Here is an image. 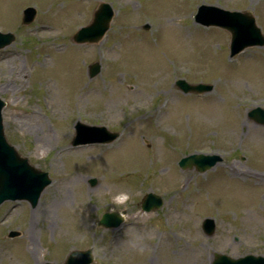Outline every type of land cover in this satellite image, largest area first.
<instances>
[{
  "label": "rangeland",
  "instance_id": "1",
  "mask_svg": "<svg viewBox=\"0 0 264 264\" xmlns=\"http://www.w3.org/2000/svg\"><path fill=\"white\" fill-rule=\"evenodd\" d=\"M101 2L114 11L108 30L75 43ZM201 4L250 11L264 34V0H0V31L15 36L0 49L4 132L51 178L35 207L0 204V264H64L70 250L89 247L92 264L264 257V125L247 116L264 110V47L229 58V32L194 21ZM27 7L36 14L23 24ZM94 62L100 71L89 78ZM178 79L214 88L184 94ZM76 121L120 135L72 147ZM192 153L221 161L180 168ZM120 192L123 205L113 202ZM146 193L162 206L144 212ZM107 211L122 214L120 227L96 225Z\"/></svg>",
  "mask_w": 264,
  "mask_h": 264
},
{
  "label": "water",
  "instance_id": "2",
  "mask_svg": "<svg viewBox=\"0 0 264 264\" xmlns=\"http://www.w3.org/2000/svg\"><path fill=\"white\" fill-rule=\"evenodd\" d=\"M35 15L33 8H26L23 11V23L32 21ZM112 10L107 4H101L94 12L92 22L78 30L73 36L77 43L96 42L108 29L112 18ZM196 21L203 25H216L226 29L231 34L230 55L239 53L247 46L264 45V36L255 25L254 18L249 12H229L214 6H201L195 17ZM14 40L11 33H0V49L9 45ZM99 71V65L94 63L90 66L89 77H94ZM176 85L184 93L187 92H206L211 89L207 85H190L184 80L176 81ZM4 102L0 99V203L5 200H27L31 206H35L44 188L50 183L48 173L40 171L29 164L28 160L21 157L15 148L6 140L1 110ZM248 116L260 124H264V112L260 108L252 109ZM76 137L72 144L87 143H109L118 137V133H113L104 127L86 126L80 122L76 124ZM220 159L217 156L190 155L179 161L181 168L195 167L197 171H205L212 167ZM95 182V180H92ZM162 205L160 197L148 193L142 200L141 207L149 211L157 209ZM122 217L118 213H104L98 225L105 228H114L120 225ZM204 231L211 235L214 230L213 221L206 219L202 225ZM18 235L12 231L9 237ZM93 260L91 249L83 251H72L65 264H89ZM212 264H264V258L246 256L233 259L226 255L217 254Z\"/></svg>",
  "mask_w": 264,
  "mask_h": 264
},
{
  "label": "clouds",
  "instance_id": "3",
  "mask_svg": "<svg viewBox=\"0 0 264 264\" xmlns=\"http://www.w3.org/2000/svg\"><path fill=\"white\" fill-rule=\"evenodd\" d=\"M129 195L127 192H120L118 195L113 197V202L117 205H123L128 201Z\"/></svg>",
  "mask_w": 264,
  "mask_h": 264
},
{
  "label": "bare ground",
  "instance_id": "4",
  "mask_svg": "<svg viewBox=\"0 0 264 264\" xmlns=\"http://www.w3.org/2000/svg\"><path fill=\"white\" fill-rule=\"evenodd\" d=\"M41 29H43L42 27H41ZM44 30V29H43ZM230 170H231V174H232V172L234 171V170H236L234 167H232V168H230ZM203 252V250H201V253ZM34 253V252H33ZM214 258V254H209V256H207L206 257V260L210 263L211 261H212V259Z\"/></svg>",
  "mask_w": 264,
  "mask_h": 264
}]
</instances>
